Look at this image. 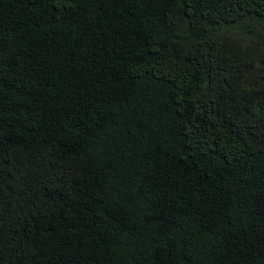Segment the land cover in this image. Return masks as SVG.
Wrapping results in <instances>:
<instances>
[{
	"label": "trees",
	"instance_id": "1",
	"mask_svg": "<svg viewBox=\"0 0 264 264\" xmlns=\"http://www.w3.org/2000/svg\"><path fill=\"white\" fill-rule=\"evenodd\" d=\"M0 264H264V0H0Z\"/></svg>",
	"mask_w": 264,
	"mask_h": 264
}]
</instances>
